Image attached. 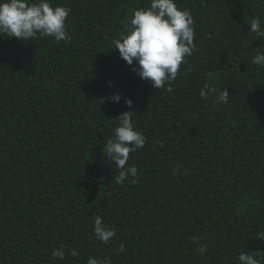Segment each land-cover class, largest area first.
<instances>
[{
    "label": "trees",
    "instance_id": "obj_1",
    "mask_svg": "<svg viewBox=\"0 0 264 264\" xmlns=\"http://www.w3.org/2000/svg\"><path fill=\"white\" fill-rule=\"evenodd\" d=\"M150 2L52 0L72 10L70 42L0 33V264H240L264 251V68L251 63L264 36L248 26L260 17L264 32V0H175L191 10L196 50L171 91L112 44ZM205 84L229 103L201 98ZM114 92L134 109L108 102ZM126 111L146 143L127 162L138 177L117 185L103 147ZM96 215L116 230L107 244Z\"/></svg>",
    "mask_w": 264,
    "mask_h": 264
},
{
    "label": "clouds",
    "instance_id": "obj_2",
    "mask_svg": "<svg viewBox=\"0 0 264 264\" xmlns=\"http://www.w3.org/2000/svg\"><path fill=\"white\" fill-rule=\"evenodd\" d=\"M71 11L68 6L53 7L52 0H0V33L21 41L39 36L52 37L57 43L70 42L66 18ZM248 26L258 38L264 36L260 17L251 18ZM195 34L194 18L190 9L178 7L175 0H151L149 7L133 10L119 38H113L112 44L128 65L132 66L135 62L133 71L142 80L150 82L155 89L166 88L171 91V82L175 81L182 63H186V58L196 50L193 42ZM251 63L264 68V52H258ZM212 94H215L216 102L229 103L230 93L227 88L218 90L205 84L199 92L203 99L210 98ZM105 99L113 103H119L123 99L127 108L134 109L132 100L124 97L122 93L114 92ZM134 116V111L121 113L116 118L118 126L103 147L106 156L119 169L118 175L113 178L117 185H122L129 177L137 178L139 175L135 165H127L129 154L142 149L146 143L145 136L136 129ZM93 233L105 244L116 236L115 228L110 227L100 215L94 217ZM255 237L264 243V231L255 233ZM199 239L204 243L197 250L204 255L208 250V242L205 237ZM120 250L124 251L123 245ZM66 252L61 246L53 250L52 256L63 261ZM70 256L76 258L78 253L72 250ZM238 259L240 264H264V251L241 252ZM86 264L112 262L108 257L100 259L89 256Z\"/></svg>",
    "mask_w": 264,
    "mask_h": 264
}]
</instances>
